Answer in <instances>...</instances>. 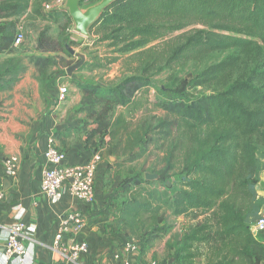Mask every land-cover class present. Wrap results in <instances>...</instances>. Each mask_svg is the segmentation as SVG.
I'll list each match as a JSON object with an SVG mask.
<instances>
[{"label":"trees","instance_id":"obj_1","mask_svg":"<svg viewBox=\"0 0 264 264\" xmlns=\"http://www.w3.org/2000/svg\"><path fill=\"white\" fill-rule=\"evenodd\" d=\"M12 7L0 4V18L7 16ZM61 10L71 21L66 8ZM190 25L196 28L179 36L183 40L167 63L181 58L203 59L216 52L227 54L177 89L186 97L185 90L190 87L217 85L213 93L158 102L173 120L177 119L181 138L186 133L200 132L193 157L185 164L186 177L182 186L170 194L142 173L125 177L119 211L138 242L144 237L145 242L154 241L164 231V207L175 215H204L169 244L174 262L164 260L158 264H194L197 243L210 244L219 257L218 264H263L264 238H257L251 231L247 223L249 208L225 197L239 172L256 168L255 143L264 147V0H115L90 27L89 37L94 38V44L106 42L114 53L139 51L146 55L149 45ZM16 33L0 32V52L12 51ZM38 49L48 52L60 48H44L40 38ZM33 59L38 67L49 64V57ZM108 59L112 63L118 56ZM158 60V56L145 60L140 72L117 85L79 82L85 102L108 96L113 106L128 104L141 88L151 84L147 73ZM5 70L13 74L12 69ZM14 84L9 82L5 89ZM99 117L96 133L103 140L110 125L104 114ZM179 146L180 142L174 144L169 153L167 166L159 173L161 181L175 166L174 151Z\"/></svg>","mask_w":264,"mask_h":264},{"label":"rangeland","instance_id":"obj_2","mask_svg":"<svg viewBox=\"0 0 264 264\" xmlns=\"http://www.w3.org/2000/svg\"><path fill=\"white\" fill-rule=\"evenodd\" d=\"M48 1L0 0V4L13 6L7 16L0 18V32L14 35L19 28L25 32L22 44L13 45L11 52H0V119L5 118L4 114H10L11 111L8 109L11 108V104L15 106L18 103V95L22 90L28 92L29 96L33 94L36 88L34 89L32 80L39 83L42 98L45 96L43 92L46 86L56 84L59 90L60 86L67 85L69 94L63 102L64 105L70 96L78 94L79 103L75 107V114L81 119L82 124L89 126V133L98 138L95 144L103 145L107 153L116 156L113 168L115 174L121 177V183L125 177L138 173L145 175L162 172L167 166L169 153L174 148V144L180 142L179 148L174 151L175 166L168 171V178L165 181H161L160 178L152 181L161 190H169V194L180 188L187 173L185 164L193 157L197 148L196 138L200 132L186 133L181 138L178 134L181 129L178 128L177 119L173 120L158 106V102L171 97H184L178 94L177 89L183 87L185 81L195 78L207 66L219 62L227 52H216L203 59L181 58L167 63L168 57L183 40L179 36L196 28V25H190L149 45L146 55H141L139 51L114 53V49H110L106 42L94 44V38L77 32L72 17L70 16L71 21H69L65 11L44 12V5ZM98 2L81 0V7L85 10ZM66 10L69 13L67 8ZM40 38L44 48L60 49L42 52L38 49ZM64 44L71 47L75 53H71L70 56L68 47ZM79 54L85 56L84 65L75 70L70 78L67 68L81 60ZM160 54H164L163 57H160ZM36 56L49 57V64L45 67L36 66L33 59ZM114 56H118V59L109 63L108 58ZM156 56L159 60L147 73L151 84L141 88L128 104L113 106L112 102L107 100L108 96L93 97L91 103L85 102L79 82L100 83L107 86L120 84L129 76L140 72L142 62ZM6 68L12 69L13 74L6 72ZM11 81H15L14 86L5 89ZM216 86L190 87L185 90V96L193 98L202 93L210 94ZM9 105L10 107H7ZM100 114L105 115L104 120L110 125L103 140L96 133L100 125ZM119 126L123 127L118 128ZM255 144L258 159L256 168L250 169V172H239L235 181L227 187L229 194L225 197L249 208L247 223L252 227L264 217V147L259 142ZM120 197L121 201L122 194ZM166 208L164 207L167 221L163 223L165 229L159 233L155 241H158V246L164 243L168 249L171 242L180 239L185 231L204 215L200 212L175 215ZM214 228L216 229L217 226L215 225ZM259 238L262 239V236ZM194 252L197 253L194 264H218L219 257L210 244L197 243L194 245ZM171 255L172 249L164 255L166 256L164 260L169 261ZM169 262L173 263L174 259Z\"/></svg>","mask_w":264,"mask_h":264},{"label":"crops","instance_id":"obj_3","mask_svg":"<svg viewBox=\"0 0 264 264\" xmlns=\"http://www.w3.org/2000/svg\"><path fill=\"white\" fill-rule=\"evenodd\" d=\"M31 83L36 88L33 94L29 96L28 92L22 90L18 103L15 106L11 104L8 109L10 114H4L5 118L0 119V187L4 191L0 203V227H11L15 223L17 206H21L25 210L24 221L27 224L21 241L28 249L27 259L31 264H75L60 260L52 243L61 216L82 210V228L76 229L71 225L65 240L69 245L83 240L88 242L89 249L78 264H115L114 255L127 241L138 244V249L128 254L132 264L164 260L170 248L167 249L164 243L158 246L155 240L145 242V237L138 242L123 222L119 211L121 177L115 174L113 168L116 156L107 153L103 145L95 144L98 138L89 133V126L82 124L75 114L78 94L70 96L64 105L65 101H57L58 85L46 86L42 98L39 83L35 80ZM30 114L33 117L30 118ZM50 138H54L56 145L66 153V164L84 163L93 154H100L95 197L89 205L85 206L72 195L69 182H64L60 187L57 201L42 192V174L47 165L44 152ZM10 156L19 158V169L14 178H9L4 171V160ZM7 179L10 185L5 190ZM3 251L4 245L0 242V257Z\"/></svg>","mask_w":264,"mask_h":264},{"label":"built area","instance_id":"obj_4","mask_svg":"<svg viewBox=\"0 0 264 264\" xmlns=\"http://www.w3.org/2000/svg\"><path fill=\"white\" fill-rule=\"evenodd\" d=\"M85 2L90 0H84ZM67 0H49L44 5V12L55 13L66 8ZM25 32L19 28L17 30L14 45L19 46L24 42ZM69 88L62 85L59 88L57 101L63 102L67 99ZM46 168L43 170L41 190L53 201L59 199V190L64 182H69V189L72 195L79 201L89 205L95 197V185L98 165L101 159L99 153L80 164H66V153L60 149L54 138H50L44 152ZM4 171L9 178H14L19 169V158L16 156L6 157L4 160ZM4 198V191L0 187V203ZM25 210L17 206L15 211V223L11 227H0V242L4 245V251L0 257V264H31L27 259L28 249L21 241L27 224L24 221ZM84 224V211L77 210L67 212L60 218V226L57 229L52 248L60 260H68L75 264L80 262L81 256L89 249L86 240L78 241L69 245L66 234L70 231L71 225L76 229H81ZM251 231L259 238H264V217L251 226ZM138 249L135 241L125 242L121 250L114 255L115 264H132L128 254ZM139 264H158L155 260L142 261ZM264 264V262H263Z\"/></svg>","mask_w":264,"mask_h":264},{"label":"water","instance_id":"obj_5","mask_svg":"<svg viewBox=\"0 0 264 264\" xmlns=\"http://www.w3.org/2000/svg\"><path fill=\"white\" fill-rule=\"evenodd\" d=\"M114 1L115 0H100L98 3L83 10L81 7V0H67L66 8L68 9L70 16L75 23L76 31L83 35H89L90 27L101 17L103 12ZM67 47L72 54L75 53L71 47ZM79 55L81 57V60L67 68V73L69 76H71L75 70L81 68L84 65L85 56L82 54ZM145 178L147 180L153 181L158 180L160 178V175L157 173H146ZM9 185V180H5L4 189L6 190Z\"/></svg>","mask_w":264,"mask_h":264}]
</instances>
